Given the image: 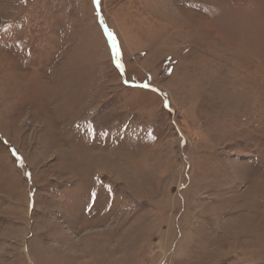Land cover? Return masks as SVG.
I'll use <instances>...</instances> for the list:
<instances>
[{
    "label": "rangeland",
    "instance_id": "rangeland-1",
    "mask_svg": "<svg viewBox=\"0 0 264 264\" xmlns=\"http://www.w3.org/2000/svg\"><path fill=\"white\" fill-rule=\"evenodd\" d=\"M0 264H264V0H0Z\"/></svg>",
    "mask_w": 264,
    "mask_h": 264
},
{
    "label": "snow or ice",
    "instance_id": "snow-or-ice-1",
    "mask_svg": "<svg viewBox=\"0 0 264 264\" xmlns=\"http://www.w3.org/2000/svg\"><path fill=\"white\" fill-rule=\"evenodd\" d=\"M93 3L96 4V5H99L100 0H93ZM107 35H108V38L112 41V48H113V51H114V55L116 57H119V51L117 50V46H116V42H115V38H114L113 34L108 32ZM117 66L120 67V64H119L118 60H117ZM143 87H147V85H143Z\"/></svg>",
    "mask_w": 264,
    "mask_h": 264
}]
</instances>
